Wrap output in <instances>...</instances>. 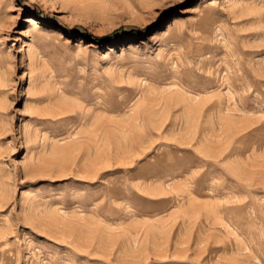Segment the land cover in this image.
Returning <instances> with one entry per match:
<instances>
[{"label": "rangeland", "instance_id": "rangeland-1", "mask_svg": "<svg viewBox=\"0 0 264 264\" xmlns=\"http://www.w3.org/2000/svg\"><path fill=\"white\" fill-rule=\"evenodd\" d=\"M43 1L0 0V264H264V0Z\"/></svg>", "mask_w": 264, "mask_h": 264}, {"label": "bare ground", "instance_id": "bare-ground-1", "mask_svg": "<svg viewBox=\"0 0 264 264\" xmlns=\"http://www.w3.org/2000/svg\"><path fill=\"white\" fill-rule=\"evenodd\" d=\"M38 2H39L40 4H42L43 6H45V2H44L43 0H38ZM26 20H27L28 22H32L31 18H27Z\"/></svg>", "mask_w": 264, "mask_h": 264}, {"label": "trees", "instance_id": "trees-1", "mask_svg": "<svg viewBox=\"0 0 264 264\" xmlns=\"http://www.w3.org/2000/svg\"><path fill=\"white\" fill-rule=\"evenodd\" d=\"M92 39L98 40V41H103V38H98V37H93Z\"/></svg>", "mask_w": 264, "mask_h": 264}]
</instances>
